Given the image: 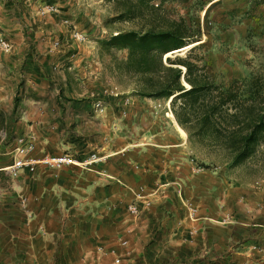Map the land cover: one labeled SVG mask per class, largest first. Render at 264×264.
I'll return each instance as SVG.
<instances>
[{
    "label": "crops",
    "instance_id": "crops-1",
    "mask_svg": "<svg viewBox=\"0 0 264 264\" xmlns=\"http://www.w3.org/2000/svg\"><path fill=\"white\" fill-rule=\"evenodd\" d=\"M49 92L0 149V264H264V184L201 170L169 105Z\"/></svg>",
    "mask_w": 264,
    "mask_h": 264
},
{
    "label": "rangeland",
    "instance_id": "rangeland-1",
    "mask_svg": "<svg viewBox=\"0 0 264 264\" xmlns=\"http://www.w3.org/2000/svg\"><path fill=\"white\" fill-rule=\"evenodd\" d=\"M47 6L55 9L47 11ZM163 7L168 16L190 17L201 27L202 40L194 41L191 60L218 83L254 76L264 83V0L166 1ZM121 9L110 0H0V33L12 44L9 51L0 49V108L8 124L0 126V149L14 141L25 102L37 94L119 98L124 105L143 96L118 66L128 50L104 45L116 34L146 28L142 19L116 18ZM48 38L51 46L45 45ZM192 46L168 56L186 58ZM153 99L171 107L166 97ZM189 144L201 170L224 172L237 185L264 184V154L231 166L221 149L190 137Z\"/></svg>",
    "mask_w": 264,
    "mask_h": 264
},
{
    "label": "trees",
    "instance_id": "trees-1",
    "mask_svg": "<svg viewBox=\"0 0 264 264\" xmlns=\"http://www.w3.org/2000/svg\"><path fill=\"white\" fill-rule=\"evenodd\" d=\"M110 1L122 6L116 18L146 21L142 31L122 32L104 41L107 47L128 50L127 60L118 66L134 79L137 93L172 98V111L189 137L226 152L231 166L262 156L264 83L260 77L218 83L204 66L191 60L197 45L186 58L168 56L202 40L201 27L190 17L168 16L163 7L166 1L180 4L188 0ZM7 125L6 114L0 108V126Z\"/></svg>",
    "mask_w": 264,
    "mask_h": 264
},
{
    "label": "built area",
    "instance_id": "built-area-1",
    "mask_svg": "<svg viewBox=\"0 0 264 264\" xmlns=\"http://www.w3.org/2000/svg\"><path fill=\"white\" fill-rule=\"evenodd\" d=\"M55 8L53 6H47L46 10L47 11H51L54 10ZM12 48V44L4 37L2 36V34L0 33V49L2 50H6L9 51ZM101 104L98 103L97 106H100ZM102 157L97 156L95 153L91 154V156L89 158H87V160H85V162H78L76 160V158H74L73 156L69 155V154H63V155H58V156H46L44 157L42 160H40L43 164H46L52 168H60L66 164H73V165H84V166H89L93 161L101 159ZM31 162H29L28 160H20L17 163H15L14 165L8 166L10 168L15 167L16 165H30ZM129 209L136 213L138 212V207L136 205H130Z\"/></svg>",
    "mask_w": 264,
    "mask_h": 264
},
{
    "label": "bare ground",
    "instance_id": "bare-ground-1",
    "mask_svg": "<svg viewBox=\"0 0 264 264\" xmlns=\"http://www.w3.org/2000/svg\"><path fill=\"white\" fill-rule=\"evenodd\" d=\"M196 43H197V42H196ZM196 43H192V44L186 46L185 48H188V47H190V46H192V45H194V44H196ZM192 47H193V46H192ZM185 48H183V49H185ZM168 55H170V54H168Z\"/></svg>",
    "mask_w": 264,
    "mask_h": 264
},
{
    "label": "water",
    "instance_id": "water-1",
    "mask_svg": "<svg viewBox=\"0 0 264 264\" xmlns=\"http://www.w3.org/2000/svg\"><path fill=\"white\" fill-rule=\"evenodd\" d=\"M170 100H172V98Z\"/></svg>",
    "mask_w": 264,
    "mask_h": 264
}]
</instances>
